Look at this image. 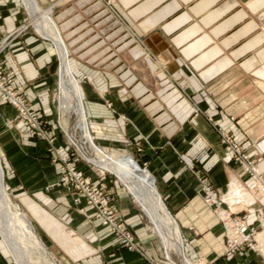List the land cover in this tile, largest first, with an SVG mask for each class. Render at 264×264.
Wrapping results in <instances>:
<instances>
[{
  "label": "crops",
  "instance_id": "obj_1",
  "mask_svg": "<svg viewBox=\"0 0 264 264\" xmlns=\"http://www.w3.org/2000/svg\"><path fill=\"white\" fill-rule=\"evenodd\" d=\"M34 1L36 14L24 0H0V40L26 27L0 62L25 89L38 117L54 126L49 92L57 56L58 74L65 69L81 81L76 79L89 135L102 134L88 120L99 112L103 119H97L108 126V150L146 169L177 225L180 261L185 256L189 264H264V223L256 252L225 259L219 218L199 192L209 185L223 209L245 217L249 226L264 220V0ZM38 17L48 20V28L37 30ZM147 58L154 72H148ZM102 74L107 79L98 82L97 94L92 78ZM13 118V109L0 104V164L4 174L2 157L7 188L44 248L62 264H147L111 237L83 200L54 186L58 165L50 161L47 144ZM220 134L250 157L258 180L242 171ZM55 145L67 153L57 135ZM104 183L119 221L147 260L161 264L156 233L121 189ZM153 222L174 257L171 232ZM3 245L0 264H12Z\"/></svg>",
  "mask_w": 264,
  "mask_h": 264
},
{
  "label": "rangeland",
  "instance_id": "obj_2",
  "mask_svg": "<svg viewBox=\"0 0 264 264\" xmlns=\"http://www.w3.org/2000/svg\"><path fill=\"white\" fill-rule=\"evenodd\" d=\"M25 5H26V3H25ZM69 57L70 58H68V60H71V56L70 55H69ZM148 62L149 61H146V63H144L146 68H147V70H148V72H154V71H152L150 63H148ZM151 63H153V62H151ZM54 66H55V72H54V75L52 77V85H51V89H50V92H49L50 107H51V109H52V111L54 113V118H53V120H51L53 122V124H54L53 127H52V124L50 126L47 121L46 122L42 121L38 117L39 116L38 112H36L32 108V106L30 104V101H28V99H27L26 91L23 88V93L25 94L23 96L24 100L27 102L29 108H31V110L34 111V114L37 116L38 122L41 124V126H40L41 129L44 132H46L48 134V136H49L48 138L46 137L48 140H46V139H44V138H42L40 136H35V135H34V138H38L40 141L42 140V141H44L47 144L49 152L51 154L50 155V161L52 162V164L58 165L57 172H58V177L59 178H58L57 183L54 186L56 188H64L69 193L75 194L77 196V198L83 200L85 205L87 207H89L90 210H92L95 220L99 221L100 224L103 227L107 228L106 226H104L102 219H100L101 217L99 218L98 216H96V213H97L96 209H95V207L93 205L90 204L88 198L86 197V194H83L81 191H77V189L75 188V186H77V183L75 181H73V178H71L70 173H69L70 172L69 169H73L75 172H80L81 180L88 182V184H86L85 187H86V189H88L89 193H90L89 189H93V187L96 186V187H98L100 189L102 188L104 190L103 193L105 195V198H107L108 195L106 193V187L107 186L104 183V179L105 180H110L112 182L111 184L113 186H115L116 188L121 189V192H123V194H126L127 197L130 198V201H131L133 207L137 210L139 215L142 217L143 223L146 226H148L149 232L151 231L152 233L155 232L157 234L156 235L154 233L155 236H156L155 239L157 240V243L161 242V246L159 247V250H157V254L159 256H161V260H162L161 264H172V263L182 264V261L185 264H189V261H186V259H185L184 251H183V256L184 257H183L182 261H180V260L175 258V254L176 253H177L176 255L179 254L178 250H180V255L182 257L181 246L179 248H175L172 245L173 246L172 249H173V253H174L173 254L174 257H172V253H171L170 247L165 245L161 232L158 231L157 226L153 222V220H155V218L150 217V215L147 214V212L143 209V204H140V202L138 201L136 195L133 192H130V190H128L126 185L121 182L119 176L116 173L111 172L110 170H107V169H104L103 167L95 165L92 161H90L83 154H81L77 150V148L70 142V140H69L70 135L64 129V126L62 124V119L65 118L67 120H70V122H71L72 118H70L68 115H64L63 116V114L60 112V104L58 102V98H59L58 82H59V75H60V74H58V71H59V66H60V60H58L57 56L54 57ZM155 68H156V65H155ZM3 69H4V67H3ZM3 71H4L6 76H9L12 80H14L13 76L8 74L5 70H3ZM71 74L73 76V73H71ZM102 75L105 78L103 76L101 78H100V76L99 77L97 76L94 79L92 78V81H94L93 85H92V88L94 89V91H96L97 94H101L102 93V90L100 89L101 86L99 84L100 81L103 82L104 79H107L104 74H102ZM73 78H74V76H73ZM97 78H98V81H97V84H96L95 80H97ZM76 79L78 80V83L81 86L80 79L77 76H76ZM76 79L74 81L78 85ZM78 87H79V85H78ZM79 91H80V89H79ZM81 103H82V101H81ZM0 104L6 105V106H8V107L13 109V117H14L13 119H15V121H16V123H13V124H15L16 126L18 124H22L26 134L30 135L29 132L26 130V124H25L24 120L22 121V118L19 117L17 110L14 107H12L10 104H6V103H4L2 101H0ZM96 114L99 117H93L91 115L88 120H89L90 123L96 124L98 127H100V131L102 132V134H97L96 131L91 132V135H92V137L94 139L93 140L92 137L90 136L93 148L96 149L98 152L102 153L104 156H106L109 160H111L113 162H116V163L117 162H127V163L133 162V163H135L130 156L123 155L124 153L121 152V151H117V152H119V153H117V152H110L108 150L109 143H110L109 142V138L110 137L107 136V133H105V132H107L108 126L104 125L105 122L101 120V119H103L102 118V114L99 113V112H96ZM97 118H101V119H97ZM47 124H48V127H47ZM44 125H46V126L44 127ZM54 131H56V132H54ZM88 131H89V129H88ZM56 135L58 137H60V139L63 141V143L67 146L68 149H67V153L66 154H63L62 150L58 146L55 145ZM100 148L104 149L105 151L101 150ZM120 153H122V154H120ZM1 161H2V167L4 169V174H3V170L1 168V164H0V174H1V178H2L3 187L5 188V194L8 197V199L10 200V202L12 203V205H14L17 208V210H19V212L24 215V217L28 221V223L31 226V228H33L31 223H30V221H29V218L27 217V215L25 213H23V210L17 206V201L14 200V198L11 195V191L7 188L6 171H5V168H4L3 158L2 157H1ZM136 165L139 167L138 164H136ZM66 178H67V180H69V183H67V184H65L64 182L62 183V180L66 179ZM48 190H49V187H48ZM109 204L111 206L115 207V209H116V214L115 215H116L117 224H119L121 226V228H124V230L127 231L133 237V241H134L135 246H136L137 249H128L127 247H124L123 245H121L119 238L116 237L115 234L112 233L109 228H107L109 233H110V235H111V237H113L123 248L127 249L130 252H134V253L139 254L142 258H144L146 260L147 264H154V263H151L150 261L147 260V256L142 252L141 249L138 248V246L136 244V238L134 237V235L127 229L128 227L122 221L120 222L119 219L117 218V208H116L115 202L111 201ZM7 218L8 217L5 214V212L3 211V209H0V228H3V227L6 226V221H8ZM151 227H152V229H151ZM0 231H1V229H0ZM33 233H34V231H33ZM34 235H35V233H34ZM157 236H159V237H157ZM36 238L38 239L37 236H36ZM39 242L41 243L40 240H39ZM3 243L6 245V247L8 249V245L6 243V240L3 241V237L0 236V244L2 246H4ZM41 245H42V243H41ZM158 245H160V243H158ZM161 247H162V249H161ZM43 248H44V246H43ZM44 250H45V252H43L44 253L43 254L44 258L40 257V256H42V254H40V253H26V254L23 255L22 258L28 264H62L59 256H55L54 252H52L53 251L52 249H51L52 251L50 249H48V251H47L45 248H44ZM7 256H8V259L10 260V262H12V264H14V262L16 263V261L14 259H13L14 262L12 261L10 255L8 253H7ZM187 258L189 259V257H187Z\"/></svg>",
  "mask_w": 264,
  "mask_h": 264
},
{
  "label": "bare ground",
  "instance_id": "obj_3",
  "mask_svg": "<svg viewBox=\"0 0 264 264\" xmlns=\"http://www.w3.org/2000/svg\"><path fill=\"white\" fill-rule=\"evenodd\" d=\"M24 1L30 8H32V12L36 14L35 11H37V6L35 1ZM36 27L38 28V31H41L44 27L48 28V20L44 17H38L36 20ZM56 37L57 41L65 52L64 46L57 34ZM147 61L149 60L147 59ZM148 63H150L152 71H155V65L150 61ZM58 90L60 112L63 114V116L68 115L70 118H72L71 122L65 118L62 119V124L64 129L70 135L72 144H74L78 151L90 161H92L95 165L116 173L119 176L121 182L125 184L128 190L133 192L136 195L138 201L143 204L144 209L150 215V217L155 218L157 222H161L166 226L168 231L171 232L170 237L172 238L173 246L175 248H179L181 244L179 242L178 232H176L173 227V225H177L169 212L166 210L159 195L153 189L146 174V170L144 171L138 168V166L132 162H113L93 148L84 117V111L80 102L79 87L65 69L60 72ZM0 209H3L8 217L6 226L0 228V236L3 237V241L6 240L8 245L7 250L16 263L28 264L22 258L26 253H40L42 254L40 257L44 258L43 252H45V250L34 235L28 221L24 215L21 214L14 205H12L6 196L5 188L2 184L1 174ZM178 252L179 254L176 255V253L175 257H179V260H181L180 250H178Z\"/></svg>",
  "mask_w": 264,
  "mask_h": 264
},
{
  "label": "built area",
  "instance_id": "obj_4",
  "mask_svg": "<svg viewBox=\"0 0 264 264\" xmlns=\"http://www.w3.org/2000/svg\"><path fill=\"white\" fill-rule=\"evenodd\" d=\"M25 29L26 27L22 26L0 40V55L20 33L25 31ZM3 70V65L0 63V101L10 104L17 110L19 117L22 118V121L24 120L26 130L31 136H40L48 140V134L41 129V124L38 122L37 116L24 100L23 96L25 94L23 93L22 85L12 80L9 76H6ZM107 106L111 107V104H107ZM220 137L228 146V150L233 155L234 161L240 165L242 171L250 175L252 179L258 180V172L250 157L246 155L230 137L224 136L223 134H220ZM142 170L145 171L146 169L142 168ZM69 171L71 178L77 183L75 188L77 191L86 194L90 204L96 209V216L99 218L101 217L100 219H102L104 226L109 228L110 231L119 238L121 245L128 249H137L133 237L117 224L115 215L116 209L111 206L109 200L105 198L103 193L104 190L95 186L93 189H89V193L88 189L85 187L88 182L81 180L80 172H75L73 169H69ZM63 182L67 184L69 180L66 178L62 180V183ZM261 190L264 192V186H261ZM199 192L203 202L208 207L212 208L214 213L219 217L224 236L225 251L223 257L225 259H232L242 251L256 252L255 237L258 230L263 228L264 220H259L257 226H249L246 223L245 217H237L233 213L223 209L221 200L215 195L213 189L209 185H202Z\"/></svg>",
  "mask_w": 264,
  "mask_h": 264
},
{
  "label": "water",
  "instance_id": "obj_5",
  "mask_svg": "<svg viewBox=\"0 0 264 264\" xmlns=\"http://www.w3.org/2000/svg\"><path fill=\"white\" fill-rule=\"evenodd\" d=\"M167 214H168V212H167ZM169 215V214H168Z\"/></svg>",
  "mask_w": 264,
  "mask_h": 264
}]
</instances>
